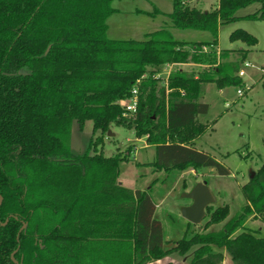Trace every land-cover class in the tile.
Instances as JSON below:
<instances>
[{
    "label": "trees",
    "instance_id": "16d2710c",
    "mask_svg": "<svg viewBox=\"0 0 264 264\" xmlns=\"http://www.w3.org/2000/svg\"><path fill=\"white\" fill-rule=\"evenodd\" d=\"M112 2L0 0V264H149L175 255L185 264H221L222 251L231 264H264V237L244 226L249 217L264 224V164L241 186L236 215L229 217L227 205L209 206L198 231L190 234L194 225L186 222L185 235L164 249L150 188L118 181L134 145L108 157L96 150L112 126L123 127L154 148L146 164L153 172L229 175L193 148L208 128L198 120L208 112L202 92L207 84L244 89L238 72L248 50H218V29L264 21V0H218L205 12L172 0L169 27L208 32L207 42L176 40L168 28L142 40L110 39ZM253 4L254 13L236 15ZM154 10L146 14H160ZM229 41L257 42L241 29ZM170 65L164 84L160 75ZM134 88L136 110L126 114ZM86 121L98 135L74 153L72 124L81 131Z\"/></svg>",
    "mask_w": 264,
    "mask_h": 264
},
{
    "label": "rangeland",
    "instance_id": "374dc122",
    "mask_svg": "<svg viewBox=\"0 0 264 264\" xmlns=\"http://www.w3.org/2000/svg\"><path fill=\"white\" fill-rule=\"evenodd\" d=\"M189 6L203 12L214 8L218 0H186ZM115 13L107 19V36L114 40H142L144 35L160 28H168L174 39L188 42H207L211 40L208 32L193 30H177L169 27L165 15L172 11V0H113ZM159 11V15L148 16L146 13ZM258 5L253 4L236 12L238 17L254 13ZM153 15V14H152ZM241 29L256 39V44L247 47L240 42H230L229 35L234 30ZM217 49L237 50L247 49L248 54L240 64L244 75L241 81L244 89L225 87L218 90L214 84H207L202 92V102L208 105V112L198 117V120L208 126L206 132L194 140L193 148L214 158L229 175L219 176L213 169L203 168L198 172L185 170L153 172L146 164L153 160L154 148L143 149L147 143L143 137L136 139L133 131L123 127L112 126L110 135L103 137L97 152L106 157L118 151H125L134 145L131 161L121 162L118 166V181L131 190H147L157 208L154 217L163 229L164 249L171 247L173 242L180 240L186 232V221L181 216L180 207L190 205V201L181 197V186L185 182L190 188L193 182L205 181L210 189L214 202L212 208L227 205L230 215H236L243 206L240 193L242 185L248 182L264 164V21L239 19L229 25L219 27L217 34ZM245 64L248 66L245 67ZM168 76V75H167ZM165 83V72L162 73ZM161 82V81H160ZM246 90V91H245ZM240 92V94L237 93ZM92 136V124L84 123L78 131L75 122L72 124L68 146L74 153L88 150ZM94 146L90 147V153ZM180 181V182H179ZM180 183L177 186L176 184ZM176 188V189H175ZM175 189L174 194H170ZM205 219L199 226H202ZM224 222L208 228L209 232H217L224 227ZM245 227L264 237V224L250 217ZM197 226L188 227L189 233L198 231ZM188 233V234H189ZM225 264H231L224 251ZM174 260L183 262L182 257L172 256ZM184 263V262H183ZM222 264V263H221Z\"/></svg>",
    "mask_w": 264,
    "mask_h": 264
},
{
    "label": "water",
    "instance_id": "95a60500",
    "mask_svg": "<svg viewBox=\"0 0 264 264\" xmlns=\"http://www.w3.org/2000/svg\"><path fill=\"white\" fill-rule=\"evenodd\" d=\"M107 135H110L109 132ZM253 174L250 175L249 180L253 177ZM181 197L190 201V205L180 207L181 218L191 225H200L205 217L206 208L212 206L214 202V197L207 183L205 181L195 183L188 191L182 193Z\"/></svg>",
    "mask_w": 264,
    "mask_h": 264
},
{
    "label": "built area",
    "instance_id": "2783aa9c",
    "mask_svg": "<svg viewBox=\"0 0 264 264\" xmlns=\"http://www.w3.org/2000/svg\"><path fill=\"white\" fill-rule=\"evenodd\" d=\"M248 65L245 64V67H247ZM165 80L167 78V75L169 74V71L165 70ZM164 74V73H163ZM244 75L242 70H239L238 72V76L242 77ZM238 94H240L239 91H237ZM136 105H137V90L134 88L132 89L131 93H130V98L127 102H125L124 104V111L126 114H133L136 110Z\"/></svg>",
    "mask_w": 264,
    "mask_h": 264
},
{
    "label": "crops",
    "instance_id": "0c3cea01",
    "mask_svg": "<svg viewBox=\"0 0 264 264\" xmlns=\"http://www.w3.org/2000/svg\"><path fill=\"white\" fill-rule=\"evenodd\" d=\"M174 66H165V70H167V71H170L172 68H173ZM180 67V66H179ZM181 67H183V68H189L190 66L189 65H182ZM194 143V142H193ZM148 147H150V146H146V145H144L143 146V149H146V148H148ZM135 150V149H134ZM136 151V150H135ZM135 151L133 152V154H135ZM154 156V155H153ZM150 163V162H149ZM180 182V181H179ZM177 183L176 184V188H177V186L178 185H180V183ZM120 183V182H119ZM195 183H197V182H193L192 184H191V186H190V188L195 184ZM175 188V189H176ZM190 188H187L184 192H186V191H188ZM175 189H173V190H171L169 193L170 194H174L175 193ZM178 189V188H177ZM210 190V189H209ZM155 206H156V204H155ZM156 208H157V206H156ZM225 259L223 260V262H222V264H225ZM149 264H185V263H183V262H179V261H177V260H174V259H172L171 257H165V258H163V259H161V260H158V261H155V262H152V263H149Z\"/></svg>",
    "mask_w": 264,
    "mask_h": 264
}]
</instances>
